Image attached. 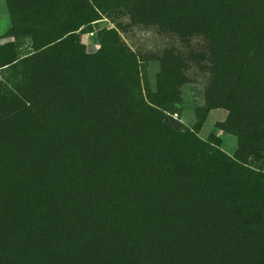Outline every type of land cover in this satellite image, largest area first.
Returning a JSON list of instances; mask_svg holds the SVG:
<instances>
[{
    "label": "trees",
    "instance_id": "16d2710c",
    "mask_svg": "<svg viewBox=\"0 0 264 264\" xmlns=\"http://www.w3.org/2000/svg\"><path fill=\"white\" fill-rule=\"evenodd\" d=\"M113 1L121 33L154 28L166 40L129 52L135 68L81 42L97 0H22L27 13L81 21L40 34L4 67L13 79L0 82V264H264V210L251 202L260 178H232L241 167L217 150L203 156L189 131L158 124L154 139L157 110L142 113L155 106L178 122L167 112L201 78L204 107L227 110L219 128L238 138L234 159L264 151V22L244 0ZM152 60L161 96L150 90L148 105L138 62ZM136 81L141 107L128 94ZM213 157L216 171L197 168Z\"/></svg>",
    "mask_w": 264,
    "mask_h": 264
},
{
    "label": "rangeland",
    "instance_id": "374dc122",
    "mask_svg": "<svg viewBox=\"0 0 264 264\" xmlns=\"http://www.w3.org/2000/svg\"><path fill=\"white\" fill-rule=\"evenodd\" d=\"M244 1L246 9L252 11L259 21L264 22V0ZM32 2L34 1L28 3L33 4ZM97 2L99 8L92 3L86 6L83 17L85 23L79 28L81 41L85 44L87 51L92 52L98 48H105L110 52L109 55L112 56L114 63H121L124 67L135 68L137 58L132 57L129 52L143 53L156 50L165 43V38L158 35L154 28L133 27L127 32L121 33L116 27V21L121 18V14L115 2L113 0H97ZM21 3L22 0H0V57L3 62L12 63L21 58L24 53L30 51L32 41L38 39L40 34L54 29L70 27L81 21L75 18L72 13L64 10L27 13L21 8ZM32 28L37 31L30 34ZM159 68V62L155 60L138 62V74L146 103H148L147 96L149 98L151 94L154 97L150 90L158 93L154 88V78ZM9 74L10 69L0 68V82L7 89L12 88L10 81L13 76L10 77ZM128 94L133 106L141 107L138 81L129 87ZM174 101L178 103V108L181 110L180 120L173 123L167 122L163 112L151 105V108L147 107L142 112L143 118H148L154 110H157L154 112L157 124L148 127L147 132L154 136V139H159L162 130L158 124L173 129L177 128V131H189L205 145L203 156L217 150L242 168L231 170L232 178L247 182L249 178L253 179V175L259 177L260 179L254 184L258 191L256 195L252 196L251 202L264 210V151L247 156L246 163L234 159L238 148V138L236 135L219 128L220 122L227 116V110L204 107L203 80L201 78L183 84L180 88V94L177 95ZM148 105L150 104L148 103ZM140 121H143L142 118ZM212 159H214L215 164L205 165L199 163L197 168L199 170L210 171L213 169L216 171V158L213 157Z\"/></svg>",
    "mask_w": 264,
    "mask_h": 264
},
{
    "label": "built area",
    "instance_id": "2783aa9c",
    "mask_svg": "<svg viewBox=\"0 0 264 264\" xmlns=\"http://www.w3.org/2000/svg\"><path fill=\"white\" fill-rule=\"evenodd\" d=\"M181 110L178 108V110L176 112H167V114H169L173 119H179V114H180Z\"/></svg>",
    "mask_w": 264,
    "mask_h": 264
},
{
    "label": "crops",
    "instance_id": "0c3cea01",
    "mask_svg": "<svg viewBox=\"0 0 264 264\" xmlns=\"http://www.w3.org/2000/svg\"><path fill=\"white\" fill-rule=\"evenodd\" d=\"M82 42V41H81ZM83 43V42H82ZM89 52V51H88ZM8 63L7 62H3L1 57H0V68H4Z\"/></svg>",
    "mask_w": 264,
    "mask_h": 264
}]
</instances>
